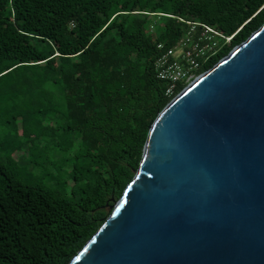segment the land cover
Returning a JSON list of instances; mask_svg holds the SVG:
<instances>
[{
    "label": "trees",
    "instance_id": "16d2710c",
    "mask_svg": "<svg viewBox=\"0 0 264 264\" xmlns=\"http://www.w3.org/2000/svg\"><path fill=\"white\" fill-rule=\"evenodd\" d=\"M185 21L232 36L201 74L264 23V0H0V124H61L47 131L61 149L52 184L0 159V264H68L105 222L174 97L154 64ZM39 132H20L32 163H53Z\"/></svg>",
    "mask_w": 264,
    "mask_h": 264
},
{
    "label": "water",
    "instance_id": "95a60500",
    "mask_svg": "<svg viewBox=\"0 0 264 264\" xmlns=\"http://www.w3.org/2000/svg\"><path fill=\"white\" fill-rule=\"evenodd\" d=\"M68 264H264V23L160 111Z\"/></svg>",
    "mask_w": 264,
    "mask_h": 264
},
{
    "label": "built area",
    "instance_id": "2783aa9c",
    "mask_svg": "<svg viewBox=\"0 0 264 264\" xmlns=\"http://www.w3.org/2000/svg\"><path fill=\"white\" fill-rule=\"evenodd\" d=\"M183 21V19H180ZM191 24L190 29L179 40V42L166 49L155 61L154 69L156 77L167 84L166 95L175 96L180 84L187 85L196 76L198 70L207 60L217 52V38L229 41L232 36H225L216 29L203 23L185 21ZM196 26L203 30L198 37ZM211 39L212 43L203 44L205 39ZM161 47V46H160Z\"/></svg>",
    "mask_w": 264,
    "mask_h": 264
},
{
    "label": "rangeland",
    "instance_id": "374dc122",
    "mask_svg": "<svg viewBox=\"0 0 264 264\" xmlns=\"http://www.w3.org/2000/svg\"><path fill=\"white\" fill-rule=\"evenodd\" d=\"M60 125L61 124H0V159L4 162L12 161L13 163L15 161L18 167L22 169L20 175L26 178L30 183L39 184L41 182H48V184H52L54 180L50 177L52 173L57 172L55 162L58 161L57 156H59V158L61 156V149L56 145L57 139L51 138L47 131L53 126L56 128ZM27 126L36 127L41 131L39 132L40 138L36 145H39L41 149L45 150V154L49 159L54 161V164L52 162L45 165H36L32 163L33 155L30 149L33 145L35 146V144H32L31 138H27L20 134ZM15 147L19 148L14 150ZM11 154L12 156L10 157Z\"/></svg>",
    "mask_w": 264,
    "mask_h": 264
}]
</instances>
